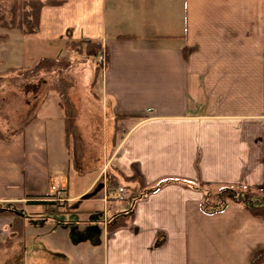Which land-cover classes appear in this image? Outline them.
<instances>
[{
    "label": "crops",
    "instance_id": "1",
    "mask_svg": "<svg viewBox=\"0 0 264 264\" xmlns=\"http://www.w3.org/2000/svg\"><path fill=\"white\" fill-rule=\"evenodd\" d=\"M39 27L0 31V68L61 58L67 41L99 42L106 60L85 104L109 139L97 164L80 158L75 170L57 94L43 85L29 108L39 94L29 84L45 76L23 92L0 88L25 106L17 119L0 114V203L23 218L17 235L13 217H0V264H251L263 254L264 221L232 201L207 215L196 187H264V0H67L43 7ZM93 59L81 64L88 90ZM135 167L146 187L161 186L110 232L127 205L107 175L124 188ZM51 201L56 209L35 204Z\"/></svg>",
    "mask_w": 264,
    "mask_h": 264
},
{
    "label": "trees",
    "instance_id": "2",
    "mask_svg": "<svg viewBox=\"0 0 264 264\" xmlns=\"http://www.w3.org/2000/svg\"><path fill=\"white\" fill-rule=\"evenodd\" d=\"M67 0H0V28L5 30L18 29L25 35L38 34L40 31L39 21L41 9L45 6L59 7L66 3ZM6 38L0 35V41ZM66 55L61 58H42L33 67L27 69H10L0 75V84L5 83L18 84L25 80L36 79L41 76L49 77V84L46 93L53 91L57 94L59 105L64 113L65 124V142L67 154L71 160L72 167L80 169V142L74 128L75 110L70 99L67 83L68 72L81 64H86L91 58H95L101 50V44L97 41H67L64 43ZM20 70V72H19ZM16 71V72H15ZM92 81L89 86L91 92L97 83L101 74L100 65H95ZM14 72V73H13ZM3 78V80L1 79ZM14 85V86H15ZM75 136L77 153L74 155L70 150V138ZM71 153V156H70ZM135 175L130 180L132 185L125 186L126 197L121 200V204L127 205L120 213L113 214L107 222V230L113 231L117 228L127 226L133 218L134 207L140 200L144 199L150 193L157 191L161 184L146 187L139 171L134 168ZM119 175L108 174L107 186L112 189L119 187ZM202 193L201 211L207 215L221 213L225 210L228 201L241 205L253 217L264 221V187L259 190L250 188L219 187L215 188L209 184L199 183L196 187ZM54 198V195L38 197ZM29 205H45L48 209H56L58 202L27 203ZM17 204L0 203V217H13V230L17 235L21 234L23 218L15 208ZM41 214H44L41 213ZM251 264H264V253L256 257Z\"/></svg>",
    "mask_w": 264,
    "mask_h": 264
},
{
    "label": "rangeland",
    "instance_id": "3",
    "mask_svg": "<svg viewBox=\"0 0 264 264\" xmlns=\"http://www.w3.org/2000/svg\"><path fill=\"white\" fill-rule=\"evenodd\" d=\"M0 31H8L5 29H1ZM11 31H19L18 29H12ZM5 52L0 49V58H5ZM87 65H91L90 60L86 63ZM0 75H4L5 69L3 67L0 68ZM90 75V73H89ZM3 80V78L1 77ZM44 82V83H43ZM49 77L45 76L42 80L31 82L29 85H33V87H39L38 95L33 100H30L29 108L32 110L39 100L42 98L43 94L46 92V89L48 87ZM67 83L69 84V96L73 103L74 110H75V120L78 121V130H76L77 138L80 142V157L83 161L81 162V166L84 168H89L91 166H94L101 160L102 154V140L106 139L108 140V133L103 130V124L100 116V112L95 113L94 115H89L86 112V104H85V93L90 92L88 89H85L83 86L85 84V78H84V71L82 68V65H78L74 68H72L68 72V78ZM12 85L11 83H5L3 86L0 84L1 92H5L9 90V86ZM15 85V84H14ZM28 85V87H29ZM43 85H46V89L44 93H41L40 91H43ZM17 91H24L23 84H17ZM88 90V91H87ZM2 96V97H1ZM0 95V114L1 117H9L10 120L14 118H19L23 114H25V106L23 103L22 95H11V96H4ZM84 97V98H83ZM94 109H98L96 106L93 107ZM95 112V110H94ZM6 115V116H4ZM77 118V119H76ZM87 119H93L92 123L87 122ZM91 123V124H90ZM75 126V124H74ZM76 129V127H74ZM70 150L72 154L77 153V148L75 144V136H71L70 138ZM75 180H77L75 178ZM77 182V181H76ZM75 182V184H76Z\"/></svg>",
    "mask_w": 264,
    "mask_h": 264
},
{
    "label": "built area",
    "instance_id": "4",
    "mask_svg": "<svg viewBox=\"0 0 264 264\" xmlns=\"http://www.w3.org/2000/svg\"><path fill=\"white\" fill-rule=\"evenodd\" d=\"M105 51L103 48L98 52L97 56L92 60L95 65L103 66L105 64ZM54 191V188H52ZM126 197V191L123 187H118L113 194V198L117 201H121Z\"/></svg>",
    "mask_w": 264,
    "mask_h": 264
}]
</instances>
